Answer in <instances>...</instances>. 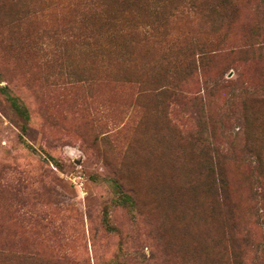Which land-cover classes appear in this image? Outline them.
Listing matches in <instances>:
<instances>
[{"label": "rangeland", "instance_id": "1", "mask_svg": "<svg viewBox=\"0 0 264 264\" xmlns=\"http://www.w3.org/2000/svg\"><path fill=\"white\" fill-rule=\"evenodd\" d=\"M88 2L0 0V264H264V0Z\"/></svg>", "mask_w": 264, "mask_h": 264}, {"label": "trees", "instance_id": "2", "mask_svg": "<svg viewBox=\"0 0 264 264\" xmlns=\"http://www.w3.org/2000/svg\"><path fill=\"white\" fill-rule=\"evenodd\" d=\"M110 1L118 3L116 9L111 10ZM159 1L160 0H89L88 5L93 4L94 2L97 11H82L80 38L85 40L87 42L86 44L92 45V43L95 44V42H93L91 38H96L95 40L97 41L102 37L107 45L101 47V49L100 45L96 46V48H93L95 53H104L102 50H107L106 53L114 52L124 54L126 38L128 36L136 35L137 33L140 34L141 32L150 33L149 30H144L142 29L143 26H140L142 18L138 15L139 11L150 12V16L154 17V22L158 24L159 19H157V16L159 15V10L161 8V6H159ZM171 1L172 0H165V6ZM176 1L177 0H174V3H176ZM179 1L186 3V5L189 4L192 8L197 7L196 9L202 6H207L212 8V10L220 9L222 7V0ZM153 3L156 5L151 7V4ZM130 9H134L136 15L129 17L131 13ZM138 18H140V20ZM150 29L154 30L155 28ZM86 32H90L89 37H87L88 35L82 37Z\"/></svg>", "mask_w": 264, "mask_h": 264}]
</instances>
